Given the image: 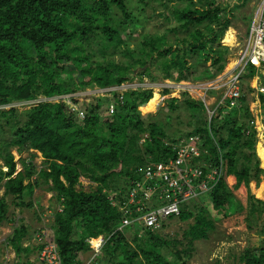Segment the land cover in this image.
Segmentation results:
<instances>
[{
	"label": "trees",
	"instance_id": "1",
	"mask_svg": "<svg viewBox=\"0 0 264 264\" xmlns=\"http://www.w3.org/2000/svg\"><path fill=\"white\" fill-rule=\"evenodd\" d=\"M155 1L162 8L155 11L160 27L143 34L139 46H129L136 18L125 0H0V227L11 221L12 209H31L35 189L45 185L57 204L51 211L53 233L46 240L55 245L60 264H83L86 255L85 260L94 257L89 264H189L193 242L206 240L217 222L242 212L247 229L264 237V201L249 191L252 181L257 186L264 180L255 153L256 131L248 124L250 89L239 108L219 109L210 122L202 102L185 95L167 99L163 109L184 108L194 123L190 132L177 136H169L152 115L140 114L139 107L152 98L151 89L129 90L122 103L116 92L109 98L93 96L79 106L82 119L65 102L68 98L78 105V93L135 79L202 81L223 71L231 50L221 41L236 23L234 11L249 0H234L236 5L229 4L232 0ZM255 71L248 67L245 77ZM111 98L116 105L109 114ZM259 99L264 111V95ZM17 104L29 106L20 111ZM191 135L203 140L211 162L223 161L235 189L247 188L246 206L221 179L199 196L203 200L184 204L178 217L163 225L191 220L180 250L172 249L161 230H144L139 236L132 229L118 231L120 213L107 195H124L139 167L171 158L164 142ZM12 149L19 156V172ZM24 153L31 158L40 154L43 166L37 169L22 159ZM80 178L95 188L84 191ZM33 234L23 219L7 237L18 264H32L30 257L40 249L24 247ZM99 236L104 242L94 256L87 240ZM236 261L264 264V244L244 249Z\"/></svg>",
	"mask_w": 264,
	"mask_h": 264
},
{
	"label": "built area",
	"instance_id": "2",
	"mask_svg": "<svg viewBox=\"0 0 264 264\" xmlns=\"http://www.w3.org/2000/svg\"><path fill=\"white\" fill-rule=\"evenodd\" d=\"M248 67L256 70L250 78L245 77ZM259 70L264 71V0L256 3L244 44L241 48L239 46L234 59L226 64L221 73L202 81H167L163 87L168 91V99H179L180 96L185 95L192 100L202 102L208 122L217 115L219 109L229 112L239 108L240 101L248 88L251 90L248 94L250 99L248 110L252 116L248 124L256 131V136H263L264 111L259 96L264 95V78L258 79ZM139 88L150 89L138 87L136 82H127L119 86L94 90L97 93L96 97L109 98L111 93L116 92L119 103H122L123 95L127 91ZM41 101L57 102L58 100L41 98ZM65 102L80 119L83 118V112L77 105L71 104L68 98ZM115 105L116 102L111 98L107 107L109 114L114 112ZM164 145L171 152V158L163 162H148L139 167L136 170V179L130 182L124 195L119 191L107 195L110 206L120 213L118 231L124 233L128 229L138 228L135 230L138 236L144 230L160 231L170 219L178 217L184 204L210 193L219 180L226 179L223 161L219 160L218 165L211 162L212 156L203 146L200 136L191 135L176 142H164ZM58 211L60 212L61 208ZM49 212L51 215V211ZM52 233L51 228H42L34 234L32 244L40 247L33 260L34 264H60L55 245L46 240ZM87 242L91 245L95 256L99 253L104 239L100 236L97 239H88ZM6 250L8 253L11 249ZM4 259L5 262L0 259L1 264H7L6 255Z\"/></svg>",
	"mask_w": 264,
	"mask_h": 264
},
{
	"label": "rangeland",
	"instance_id": "3",
	"mask_svg": "<svg viewBox=\"0 0 264 264\" xmlns=\"http://www.w3.org/2000/svg\"><path fill=\"white\" fill-rule=\"evenodd\" d=\"M258 2L259 0L253 2L249 0L243 7L234 11V14L236 16V23L234 27L229 28L227 30V32H232L234 38L233 43L227 45L224 44L223 41H221V44L223 46H227L231 50V56L228 58L227 63L231 62L234 59L239 46L241 48V46L244 44V39L246 38L247 24L250 22H247L246 18L250 16L252 17L256 3ZM125 3L130 9L132 15L136 18V24L130 27L132 32L130 37H127L126 42L129 46H139L143 34L154 32L157 30L158 27H160L159 24L161 18L157 16L155 11L161 10L162 8L157 4L155 0H144L143 3H141L139 0H125ZM229 4L236 5V2L232 0ZM115 13L118 14L117 11H115ZM227 32L224 34V38ZM261 77L264 78V71H261ZM134 81L136 82L138 87L150 88L153 94L157 93L161 97L159 104L155 108L154 112L144 113V115L139 110L140 114L143 115V117L147 116V114L152 115L153 120L158 123H161L164 131L169 136H177L190 132L192 130L194 123L191 120V117L189 116V113L186 109L181 108L173 112H169L168 109H163V106L166 103L168 96H163L162 90H164L163 85L166 84L167 81H160L156 83H151L148 79H143L142 81H138L135 79ZM91 95H94V97L97 96L95 90L86 91L78 95V108L79 106L81 108L83 107V102H89L93 97ZM180 98H182V96H180ZM21 105L22 104L16 105L20 109V111L26 110L28 108L27 106H29L26 105V107H21ZM254 114L256 113L254 112ZM262 138V136H257L255 153L257 144L262 140ZM12 154L16 163V171L19 172L22 169L19 163V156L17 155L14 149H12ZM21 158L26 159L28 162H32L37 169H40L43 166V160L40 157V154H38L34 158H31L29 157L28 153H24L21 155ZM262 181L264 180H262L261 178L260 182ZM226 183L228 186L231 185L230 188L232 189L233 194L243 206H246L247 188L241 185L239 188L235 189L234 185L232 186L233 181L232 183H230L229 179H226ZM80 184L81 188L84 191H89L95 188V185L92 182L90 183L87 179L84 178H80ZM259 185L260 184L256 186L255 182L252 181L249 184V191L253 196H255V198L264 201V196H261L260 198L256 196V189H254V187L256 186V188H258ZM1 195L2 189L0 190V196ZM52 196L53 193L48 192L46 190L45 185H42L40 188H36L31 198L33 204V207L31 209L24 208L21 210H11V212L14 213L16 224L20 220L24 219L30 230H40L42 228L49 229L52 225V218L51 215H49V210L52 211L57 205L54 201L55 199ZM199 199L203 200L202 197H198V200ZM198 200L191 201L190 205H195ZM245 218V212H242L234 214L217 222L215 224V230L209 233L208 238L206 240H197L193 242V250L191 254L192 256L189 261V264H238L236 261V257L240 252H242L246 248H253L264 244V237H259L254 230L250 231L247 229ZM190 222L191 220L185 223L172 221L168 224L165 229L162 228L161 234L171 240V242H173L172 249L180 250L184 246L185 240L183 238V233L186 230L188 223ZM11 224H15V222H9L7 224H4L3 227L0 228V246L2 242L6 239L8 234L11 232ZM134 230H138V228ZM174 241L181 242L182 245L178 244L175 246ZM6 252L7 250L4 251L1 260L3 259L5 262L4 257L6 255L7 264H14V260L12 259V250H10L8 253ZM86 256H83V259L85 261L83 264H89L94 258L92 257L90 260H85ZM31 259L33 260V257Z\"/></svg>",
	"mask_w": 264,
	"mask_h": 264
},
{
	"label": "bare ground",
	"instance_id": "4",
	"mask_svg": "<svg viewBox=\"0 0 264 264\" xmlns=\"http://www.w3.org/2000/svg\"><path fill=\"white\" fill-rule=\"evenodd\" d=\"M233 35L232 32L229 31L227 32L225 38H223V43L224 44H231L233 43ZM160 96L157 93H154L152 98L149 100L148 103H146L144 106L139 107V110L144 114V113H150V112H154L155 108L158 106L159 101H160ZM145 115V114H144ZM148 115V114H147ZM264 133V132H263ZM264 138V134L262 136ZM262 138V140L257 144L256 147V153L257 156L260 159V167L262 169H264V139ZM229 182L232 183V180L229 179ZM255 189V188H254ZM256 192V196L258 198H260L262 196V193H264V185H261L259 188H257L255 190Z\"/></svg>",
	"mask_w": 264,
	"mask_h": 264
},
{
	"label": "clouds",
	"instance_id": "5",
	"mask_svg": "<svg viewBox=\"0 0 264 264\" xmlns=\"http://www.w3.org/2000/svg\"><path fill=\"white\" fill-rule=\"evenodd\" d=\"M166 81H169V80H166ZM131 82H135V81H131ZM131 82H129V83H131ZM172 82H174V81H172ZM124 83H127V82H124ZM142 83V82H141ZM121 85V84H120ZM114 87V86H113ZM168 94V91H167V93H166V95ZM165 95V96H166ZM153 96V95H152ZM183 96V95H182ZM174 99H177V98H174ZM180 99V98H179ZM257 137V136H256ZM227 177L228 176H226V179H227ZM226 179H225V182H226ZM229 187V186H228ZM59 208H61V206L59 207ZM61 210H62V208H61ZM50 211V210H49ZM51 216H52V214H51ZM11 221H8V223L9 222H15V224H13V226H12V224H11V232H10V234L12 233V228L14 227V226H16V220H15V217L14 216H12L11 217V219H10ZM25 222V221H24ZM26 223V222H25ZM6 224V223H5ZM3 226H1L0 228H2ZM35 231V233L38 231V230H34ZM10 234H8V236L10 235ZM7 236V237H8ZM33 236H34V234H33ZM33 236L31 237V239L30 240H26L25 242H24V247H27V246H29V245H31L32 244V239H33ZM7 237H6V239L4 240V242H5V244H4V242H2V244H1V246H0V259H1V257L3 256V254H4V251H6V249L7 248H9V249H11L12 250V252H13V254H14V258H13V260H14V264H18V261L16 260V256H15V252L13 251V249H12V247L11 246H9L7 243H6V240H7ZM100 237V236H99ZM103 237V236H102ZM98 238V237H97ZM97 238H90V239H97ZM103 239H104V237H103ZM92 248V247H91ZM35 255H36V253H34L31 257H30V262L32 263V264H34L33 263V260H34V258H35ZM33 257V260L31 259ZM12 260V261H13ZM16 262V263H15ZM1 264V263H0Z\"/></svg>",
	"mask_w": 264,
	"mask_h": 264
},
{
	"label": "crops",
	"instance_id": "6",
	"mask_svg": "<svg viewBox=\"0 0 264 264\" xmlns=\"http://www.w3.org/2000/svg\"><path fill=\"white\" fill-rule=\"evenodd\" d=\"M261 71H262V70H259V71H258V73H259V77H258V79H260V80H262V79L260 78V77H261ZM143 106H144V105H143ZM228 179H232V181H233L232 186H233V185L235 184V178H234L233 176H228V177H227V180H228ZM259 184H260L259 187H260L261 185H264V181L259 182ZM230 186H231V185H229V187H230ZM259 187H258V188H259ZM254 188L257 189L256 186H255ZM263 196H264V193H262V197H263ZM33 231H34V230H33Z\"/></svg>",
	"mask_w": 264,
	"mask_h": 264
}]
</instances>
